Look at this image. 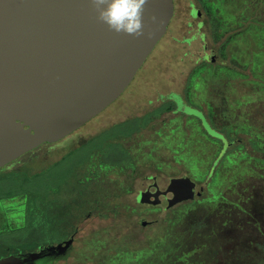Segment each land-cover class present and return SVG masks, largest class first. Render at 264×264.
<instances>
[{"label": "rangeland", "instance_id": "rangeland-1", "mask_svg": "<svg viewBox=\"0 0 264 264\" xmlns=\"http://www.w3.org/2000/svg\"><path fill=\"white\" fill-rule=\"evenodd\" d=\"M243 2L246 8L242 6ZM236 4L243 9L234 8ZM199 10L205 11L204 16L200 15ZM225 17L229 19L226 28L222 24ZM238 21L246 25L249 21L255 23H250L245 29H252L254 43L249 36L244 35L241 43L236 44L232 50L239 47L238 50L242 52L240 47H244L243 53L248 58L246 65L250 67L255 62L263 70L264 0H176V13L170 34L159 42L148 58L155 56L152 59V64L155 65L152 69L156 68V71H146L142 77V81L154 85L153 89L144 85L138 90L130 88L116 107L103 117L105 122L109 121L105 129L113 127L114 115L120 113L121 118L138 124L137 127L127 123L120 126L123 131L128 130L124 133L126 137L135 141L140 126L143 129L147 127L143 121L140 125L138 115L150 114L154 119L148 125L153 129L157 128L159 122L164 124L171 121L175 147L172 160L167 156L161 160L172 164L175 170L177 160L183 159L194 179L206 187V194L166 214H136L137 218H134V209L131 207L133 199L125 193L130 187L129 179L124 189L112 181L108 184L103 182L109 190L110 197L104 201V204H109L108 210L103 216H95L100 214L98 210L90 220L82 221L83 218H80L82 226H86L83 245L86 246L84 253L87 256L84 258L97 262L115 257L111 264H264V84L256 79L257 81L252 82L251 89H248L245 83L251 78V73L239 69L235 62L230 68L221 65L219 59L215 63L211 62L214 50L219 48L220 60L227 65L231 63L226 44L234 39L233 34L240 38L246 33L241 30L242 34H235L241 26ZM225 37L227 41L224 42ZM173 38L184 45L175 43ZM201 39L205 43V50ZM162 41L164 45L160 52ZM190 41L191 44L187 45L186 42ZM221 41L224 42L223 45H220ZM156 50L159 54H155ZM186 51L193 54V57L198 55L200 59H197V65L188 75V85L183 93L184 103L196 109L200 117L182 106L178 110L176 103L167 100L171 91L180 90L179 87H174V82L179 81L176 79L178 75L187 74L191 70L190 56L183 64L179 63ZM261 73L259 76L264 79V73ZM240 79L245 80V83ZM169 82L173 85L167 84ZM169 99L177 101L176 95H171ZM201 99L205 106H200ZM101 126L102 124L97 128L101 129ZM130 130H134V133ZM85 133L78 136L82 142L85 140ZM143 138L144 135L141 134V139ZM103 140L100 139L99 144L96 143L93 147L99 148L103 142V146L105 143L108 145L109 139L106 142ZM92 148L83 147L70 156L60 154V166L55 171L50 169L43 177L37 173L44 166L43 159L35 157L16 176L20 178V183L28 185L29 190L43 188L47 184L58 185L60 177L73 173L76 166H83L90 160ZM116 148L115 146L114 149ZM140 148L149 150L145 143L138 144V141L129 150ZM116 153L112 151L109 159L116 161L122 157L124 166H127V155H123V158L119 157L121 153ZM180 154L182 156L177 159ZM52 160L45 158L44 162L51 163ZM125 170L126 174L132 175V168ZM111 172L113 173V169ZM82 175V178L88 177L87 173ZM67 185L62 182V192ZM0 188L1 197L5 189ZM34 196L35 194L32 195V202L36 203L37 198ZM33 205H30L33 209L30 215L38 208V203ZM70 212L71 208L66 209L58 223V231H66L63 234L72 233L73 225L79 223V216H68ZM51 214L48 213V216L52 217L53 222H44V217L48 218L45 213L40 219H36L39 224L30 218L26 222L27 228L7 235L3 240L10 246L21 245L28 248L48 241L51 234L47 228L56 225V217L50 216ZM139 220L159 221L150 227H143L136 225Z\"/></svg>", "mask_w": 264, "mask_h": 264}, {"label": "water", "instance_id": "water-1", "mask_svg": "<svg viewBox=\"0 0 264 264\" xmlns=\"http://www.w3.org/2000/svg\"><path fill=\"white\" fill-rule=\"evenodd\" d=\"M174 15V0H148L145 35L133 38L99 22L90 0H0V168L63 140L116 102ZM195 189L190 178L173 179L170 207L194 200ZM71 246L68 241L0 264H50Z\"/></svg>", "mask_w": 264, "mask_h": 264}, {"label": "flooded vegetation", "instance_id": "flooded-vegetation-1", "mask_svg": "<svg viewBox=\"0 0 264 264\" xmlns=\"http://www.w3.org/2000/svg\"><path fill=\"white\" fill-rule=\"evenodd\" d=\"M174 3L176 13V0H174ZM199 11L201 13L200 15L204 16L203 14H205V11ZM201 41L204 44L203 49L205 50V43L202 39ZM214 53L215 55L211 59L212 63H215L219 59L218 62H220L221 65L225 66L226 68H230L229 65L220 60L221 54L219 52V48L215 49ZM248 68L250 67L246 65L245 70L251 73V70ZM240 80L245 83V80ZM253 81L254 80H252V77L249 78L248 82L245 83V86L248 89H251ZM131 85L124 94L128 92ZM123 95L106 110L89 121L85 126L67 136L63 140L53 144L44 143L0 168V185H2L0 187H2L3 190L5 189V193H1L2 196L0 197V259L9 256H18L26 253L38 252L46 247L65 245L66 242L71 241L72 246L69 253L52 260L50 264H111L113 260L116 259L115 257H111L110 259L104 258L103 260L100 259L97 262H93L91 258H84V256H87L84 253L86 246L83 245L85 241L83 231L85 229L84 227L86 226L83 227L81 224L83 220H90L98 210L100 214L95 216H103L104 212L108 210L109 204H104V201L108 200L110 197L108 195L109 190L107 189L106 185L109 181L118 184L121 189H124L123 187L128 183L127 180L129 179L130 187H128V190H125V193L127 196H131L133 199L134 204H131V207L134 209V211L131 209L130 210L132 211L134 218H137L136 214H155V216L161 215L162 213L166 214L179 206L194 202L196 199L202 198L206 194V187L204 184H200L196 181V178L194 179L191 172L187 167H185L184 160L180 159L182 154L177 155L176 157L180 160H177L175 170L173 169L174 167L172 168V164H166L165 160H161V158H165V156L172 160V153L175 147L173 146V126L171 121V123L165 122L164 124L159 122L157 128L153 129L151 128V125H148V123L152 122L154 119L150 116V114L138 115L140 117H137V120L140 125L143 121L144 126H147L144 129L140 126L137 138L138 144L143 142L146 144L147 148H149V150L145 151L141 148L133 151L129 150L132 145L137 144V141H135V139L132 140L127 138L124 133L128 130L123 131L120 126L125 125L126 123L136 127L139 125L127 119L121 118V113L117 114V116L114 115L115 118L113 119L115 123L113 124V127L105 129V127L108 126L107 124L109 121L106 120L105 122L103 117L105 115L107 116L110 109L112 110L116 107L119 101L123 98ZM171 95H176V93H170V96L167 97V100L176 103L178 105V110L179 107L182 106V108H186L190 113H193L194 115L198 114L196 109L191 108L184 103L183 94L176 95L177 101L169 99ZM200 102L204 103L203 99H201ZM150 103L151 101L148 102V104ZM200 106L203 105L200 104ZM196 116L200 117L199 114ZM100 123L102 124L101 129L97 128L98 125H101ZM131 131L134 133V130H130V132ZM83 132L86 133L85 140L82 142L78 136H80ZM141 134L144 135L143 140L141 139ZM100 139H104L105 142L109 139L107 141L108 145L105 143L103 146V142V147L101 145L99 148L98 146L93 147L96 146V143L99 144ZM66 141H68L67 144L62 145ZM115 146L117 147L116 149H114ZM77 147H79V149H77ZM83 147H93L89 154L90 160L83 166H76L74 172L71 173L72 175L68 173L66 176H63L62 178L60 177L58 185L49 186L47 184L43 188H34L33 190H29L28 185L25 182L20 183V178L16 176L17 174L21 173L26 166L29 165L31 159L35 157H41L43 159L42 163L44 166L42 167L41 171H38L37 173L43 177L44 175L48 174L50 169L55 171V169H57L56 167L60 166L61 161L58 158L60 154H68L70 156ZM101 148H103V150H100ZM112 151H116L117 155L121 153L122 155H119V157L127 155V166H124L122 157L116 161L109 159L110 153ZM156 154H159V156H156ZM45 158H51L53 160L51 163L49 161L45 163ZM156 161H158V163H156ZM49 164L52 166L50 167ZM127 168L133 169L132 175L128 173L126 174L125 169ZM112 169L113 173L111 172ZM174 171L176 173H174ZM115 172H117V174H115ZM82 173H87L88 177L82 178ZM111 173L112 175H110ZM92 174L95 176L93 177ZM177 178H190L193 182H195L196 196L194 200L184 201L170 207V201L174 199V194L168 192V187L171 181ZM62 182L68 184L67 188L64 189L63 192L61 190ZM32 193L35 194L34 198H37L36 203L32 202ZM29 194L31 195V199H29ZM116 195H119V193H116ZM116 198L119 201L118 196ZM37 203V210H35V212L31 213L30 215V212L33 210L31 209L30 205L33 207V204L36 205ZM68 208H71V212L68 216H79V223L75 222L77 224L73 225V231L69 235L67 233L63 234L66 231L64 232V230L60 229V231H58L57 229L59 228L58 223H60V217L63 215V212H66V209ZM76 212H78V214H76ZM44 213L45 216H48V213H52L50 216H53L54 218L56 217L54 220V223L56 221V225L48 226L47 228V231L51 234L48 241L38 243L33 248H28L21 245L10 246L9 243L3 240L6 238L5 236L12 233H19L23 228H27L26 222H29L30 218L35 220L40 219ZM80 218H83L82 221ZM51 221L53 222L52 217H44L45 223ZM158 221L159 220H139L136 221V225L150 227Z\"/></svg>", "mask_w": 264, "mask_h": 264}, {"label": "trees", "instance_id": "trees-1", "mask_svg": "<svg viewBox=\"0 0 264 264\" xmlns=\"http://www.w3.org/2000/svg\"><path fill=\"white\" fill-rule=\"evenodd\" d=\"M242 3V2H241ZM243 7L245 6V4H244V2H243V5H242ZM243 7H241V6H239V5H235L234 6V8H239V9H243ZM245 8H246V6H245ZM228 17H225L224 18V20H223V22H222V24H223V26H224V28H226V24H229V22H228ZM238 22H240V21H238ZM248 23V25H246V23H242V21L240 22V23H238L239 25L241 24V26H240V28L238 29V30H236L235 31V34H242V33H240V32H242L241 30H245L249 25H251L250 23H252V24H255L253 21H249V22H247ZM238 25V26H239ZM171 26H172V24H171ZM171 26H170V28H169V32H168V34L167 35H169L170 34V31H171ZM252 30V29H251ZM247 31V30H245L246 31V33H244V34H242L241 35V37L239 38V37H235L234 36V34H233V40L231 41H229L227 44H226V47L228 48V52H227V55L229 56L230 55V64H229V66L230 67H233L234 66V62H235V66L237 65V67L239 68V69H242V70H245V66L244 65H246L247 64V60H248V58H247V56L245 55V53H243V51L245 50V48L244 47H240L243 51L241 52V51H239L238 50V48H235L234 50H232V48L234 47V46H236V44L238 45V43H241V38H243V37H245V36H249L250 37V40L252 41V43H254L253 41H254V35H253V32L252 31ZM245 35V36H244ZM167 37V36H166ZM165 37V38H166ZM165 38H164V40H165ZM227 37H225L223 40H224V42L225 41H227V39H226ZM226 39V40H225ZM163 40V41H164ZM173 40H174V42L175 43H177V44H180V45H184V43L182 44V42H179L176 38H173ZM222 40V41H223ZM163 41H162V43L160 44V46H159V50H160V52L163 50V45H164V43H163ZM221 41V43L222 44H220V45H223V43L224 42H222ZM191 42L192 41H190V42H186V44L187 45H189V44H191ZM255 46V45H254ZM253 49H257V48H253ZM251 51H253L252 49H251ZM158 51L156 50L155 51V54L157 53ZM184 52V51H183ZM251 52H249V54H250ZM154 54V55H155ZM158 54H159V52H158ZM253 54V53H252ZM191 57V58H196L195 60H193V59H191L190 58V60H189V62H190V65H191V70H189V72L187 73V74H183L184 72H181V74H183V75H178V78H176V79H179V81H178V83L176 82H174V87H179L180 88V90H174V91H171V93H176V95L177 94H183V93H185L186 92V88H187V85H188V75L190 76V73L194 70V67H195V65H197V59L199 60L200 59V57L197 55L196 57H193L194 55L193 54H191V53H188L187 51L184 53V55H183V57L181 58V60L179 61V63H184V61H186V59L188 58V57ZM154 58H155V56H153ZM153 57L151 58V59H148V61L146 62V64L144 65V67L142 68V70H140V72L137 74V76H136V78H135V80H134V82L132 83V85H131V89L132 90H138L139 89V87L141 88V87H143V85L146 87L147 86V88L149 89V88H151V89H153V87H154V85H152L151 83H145V81H142L143 79H142V77H143V74L144 73H146V71H150L151 69H152V67H154L155 65H153L152 64V59H153ZM248 57H249V55H248ZM150 60V61H149ZM251 68V69H250ZM250 68H248L249 70H251V77H252V80H254V81H259V82H262L263 84H264V79H262V77H260L259 75L260 74H262L261 72H263L264 73V69L262 70L261 69V67H260V64H257V63H253L251 66H250ZM154 71H156V68H154V69H152V71H151V73H153ZM147 72V73H148ZM256 73V75L254 76V74ZM185 75H187V78H185L184 79V77H185ZM257 79V80H256ZM167 84H171V85H173L172 84V82H169V83H167ZM129 88V89H130ZM182 89V90H181ZM156 90V89H155ZM129 92V91H128ZM199 97V96H198ZM203 106H205L204 105V103L203 102H200ZM235 152H236V150H235Z\"/></svg>", "mask_w": 264, "mask_h": 264}, {"label": "clouds", "instance_id": "clouds-1", "mask_svg": "<svg viewBox=\"0 0 264 264\" xmlns=\"http://www.w3.org/2000/svg\"><path fill=\"white\" fill-rule=\"evenodd\" d=\"M147 2L148 0H90L99 22L112 32L133 38L145 35L143 16Z\"/></svg>", "mask_w": 264, "mask_h": 264}]
</instances>
